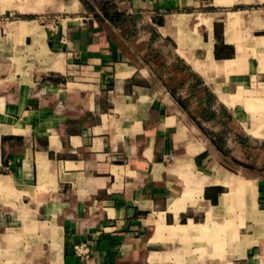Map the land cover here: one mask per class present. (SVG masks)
<instances>
[{
  "label": "crops",
  "instance_id": "0c3cea01",
  "mask_svg": "<svg viewBox=\"0 0 264 264\" xmlns=\"http://www.w3.org/2000/svg\"><path fill=\"white\" fill-rule=\"evenodd\" d=\"M263 164L264 0H0V264H264Z\"/></svg>",
  "mask_w": 264,
  "mask_h": 264
},
{
  "label": "built area",
  "instance_id": "2783aa9c",
  "mask_svg": "<svg viewBox=\"0 0 264 264\" xmlns=\"http://www.w3.org/2000/svg\"><path fill=\"white\" fill-rule=\"evenodd\" d=\"M45 89H42L41 92L45 93ZM9 168V167H8ZM91 240H80L74 244V249L77 258L81 264H92L93 260V250L91 248Z\"/></svg>",
  "mask_w": 264,
  "mask_h": 264
},
{
  "label": "trees",
  "instance_id": "16d2710c",
  "mask_svg": "<svg viewBox=\"0 0 264 264\" xmlns=\"http://www.w3.org/2000/svg\"><path fill=\"white\" fill-rule=\"evenodd\" d=\"M263 170H264V164H263Z\"/></svg>",
  "mask_w": 264,
  "mask_h": 264
}]
</instances>
